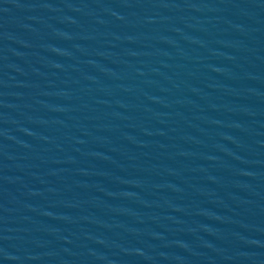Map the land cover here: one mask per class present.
<instances>
[{
    "label": "water",
    "instance_id": "water-1",
    "mask_svg": "<svg viewBox=\"0 0 264 264\" xmlns=\"http://www.w3.org/2000/svg\"><path fill=\"white\" fill-rule=\"evenodd\" d=\"M0 264H264V0H0Z\"/></svg>",
    "mask_w": 264,
    "mask_h": 264
}]
</instances>
